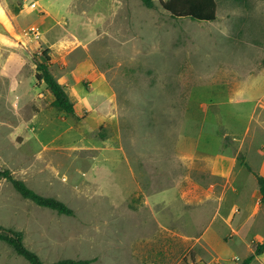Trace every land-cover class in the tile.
<instances>
[{
  "label": "rangeland",
  "instance_id": "374dc122",
  "mask_svg": "<svg viewBox=\"0 0 264 264\" xmlns=\"http://www.w3.org/2000/svg\"><path fill=\"white\" fill-rule=\"evenodd\" d=\"M165 1L0 0L24 42L0 39V169L74 211L0 175V228L45 264H240L264 242L237 160L264 175V0H215L214 21ZM46 48L74 114L35 78ZM0 264L29 263L0 238Z\"/></svg>",
  "mask_w": 264,
  "mask_h": 264
},
{
  "label": "trees",
  "instance_id": "16d2710c",
  "mask_svg": "<svg viewBox=\"0 0 264 264\" xmlns=\"http://www.w3.org/2000/svg\"><path fill=\"white\" fill-rule=\"evenodd\" d=\"M146 7L153 6V0H141ZM162 7L167 10L172 17L190 18L195 21H214L216 19L217 4L215 0H167L162 2ZM48 48L41 53L44 56L43 61L36 64L35 78L39 82H43L52 95L51 104L53 107L68 114H74L75 108L70 100L64 87L56 80L49 70L50 55ZM237 160L252 172L257 181L260 194V203L264 204V175L255 172L247 163L244 156L237 155ZM0 175L8 180L13 188L25 199H29L39 206L46 207L56 211L58 214L73 215L74 211L63 201L52 197L44 196L35 192L32 188L18 178H15L10 170L0 169ZM4 232H0V238L5 240L13 250L22 256L29 264H45L39 255L29 249L23 242V235L20 231L3 228ZM264 253V242H258L254 245L252 252L246 256L240 264H250L256 257ZM92 259H74L63 258L52 264H90Z\"/></svg>",
  "mask_w": 264,
  "mask_h": 264
},
{
  "label": "water",
  "instance_id": "95a60500",
  "mask_svg": "<svg viewBox=\"0 0 264 264\" xmlns=\"http://www.w3.org/2000/svg\"><path fill=\"white\" fill-rule=\"evenodd\" d=\"M0 39L5 40L7 42L24 46L23 40L19 37V35L14 31L11 27L7 19L4 17L3 13L0 10ZM1 232H4L3 228Z\"/></svg>",
  "mask_w": 264,
  "mask_h": 264
},
{
  "label": "crops",
  "instance_id": "0c3cea01",
  "mask_svg": "<svg viewBox=\"0 0 264 264\" xmlns=\"http://www.w3.org/2000/svg\"><path fill=\"white\" fill-rule=\"evenodd\" d=\"M260 205H261V203H260V194L258 195V197L256 198V200H255V202H254V207H253V209H258L259 207H260ZM218 214L219 213V206H218V208H217V210H216V212H215V214ZM206 231V229H204L203 230V232L200 234V236L202 237H204L205 236V234H203L204 232ZM235 231V230H234Z\"/></svg>",
  "mask_w": 264,
  "mask_h": 264
},
{
  "label": "built area",
  "instance_id": "2783aa9c",
  "mask_svg": "<svg viewBox=\"0 0 264 264\" xmlns=\"http://www.w3.org/2000/svg\"><path fill=\"white\" fill-rule=\"evenodd\" d=\"M35 4H36L35 2L31 3V7H34V6H36Z\"/></svg>",
  "mask_w": 264,
  "mask_h": 264
}]
</instances>
